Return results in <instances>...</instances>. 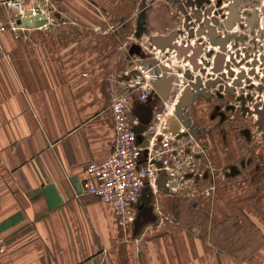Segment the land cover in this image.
Here are the masks:
<instances>
[{"label": "crops", "instance_id": "crops-1", "mask_svg": "<svg viewBox=\"0 0 264 264\" xmlns=\"http://www.w3.org/2000/svg\"><path fill=\"white\" fill-rule=\"evenodd\" d=\"M134 1L41 0L39 26L10 24L0 6L10 24L0 37V264H264V247L240 259L219 247L215 205L190 219L180 193L160 192L157 208L140 204L123 226L83 193L85 165L112 148L110 103L139 55L128 36ZM162 10L147 11L152 31L166 22ZM152 103L133 101L139 128Z\"/></svg>", "mask_w": 264, "mask_h": 264}, {"label": "rangeland", "instance_id": "rangeland-1", "mask_svg": "<svg viewBox=\"0 0 264 264\" xmlns=\"http://www.w3.org/2000/svg\"><path fill=\"white\" fill-rule=\"evenodd\" d=\"M134 3L128 36L138 46L134 51L152 60L157 110L193 119L187 106L198 99L202 132L195 140L184 138L185 182L175 192L185 198L179 212L204 220V210L215 205L212 232L219 247L239 259L250 255L264 247V0ZM152 7L167 15L159 31L145 21ZM213 105L221 109L217 116ZM153 115L152 109L148 122ZM218 119L231 122L232 136L213 127Z\"/></svg>", "mask_w": 264, "mask_h": 264}, {"label": "built area", "instance_id": "built-area-1", "mask_svg": "<svg viewBox=\"0 0 264 264\" xmlns=\"http://www.w3.org/2000/svg\"><path fill=\"white\" fill-rule=\"evenodd\" d=\"M40 1L0 0V6L11 13L10 24L16 22V18L29 17L37 22L44 20L45 16ZM10 24L0 19V37ZM5 55L0 39V58ZM150 62L149 55L135 58L134 68L126 81L128 90L114 96L110 103L114 129L112 148L105 158L85 165L87 178L82 184L83 193L111 205L114 216L123 226L134 222L140 204L157 208L154 194L161 192L156 184L159 177L165 178L161 188L167 187L168 193L182 187L186 172L182 167L184 140L187 137L196 139V133H191L195 127L187 114L184 119L183 112L179 116L161 113L157 110L159 103L152 100L154 120L151 119L140 133L144 141H138L135 131L138 121L131 116L132 103L134 100L146 102L151 99L155 80L150 72ZM179 108L182 109L181 105ZM146 187L150 189L149 197Z\"/></svg>", "mask_w": 264, "mask_h": 264}, {"label": "flooded vegetation", "instance_id": "flooded-vegetation-1", "mask_svg": "<svg viewBox=\"0 0 264 264\" xmlns=\"http://www.w3.org/2000/svg\"><path fill=\"white\" fill-rule=\"evenodd\" d=\"M197 102H198V99L195 101L194 106H192V107H191V105L187 106V110H188L189 114L193 115V119H192V117H189V115L187 114V116L189 117L190 123L196 129V138H198L200 136V133L202 132V131H200V127H199L200 125H199L198 120H197V118L195 116V114H196L195 113V108L197 106V104H196ZM190 107H191V111H190ZM220 113H221V109L219 107H216L215 105H213L212 114L217 116ZM194 121H195V123H194ZM214 126H215V129H217V131L219 132L220 135H224L225 134L224 131H225L226 134H227V132H229L231 134V136H232L231 132H232L233 128L231 127V122H228V120H226V119H222V120L218 119L215 122L213 121V127ZM207 131H209V130H207ZM192 132H194V130H192ZM143 207L146 208V209H150V207L145 206V205H143Z\"/></svg>", "mask_w": 264, "mask_h": 264}, {"label": "water", "instance_id": "water-1", "mask_svg": "<svg viewBox=\"0 0 264 264\" xmlns=\"http://www.w3.org/2000/svg\"><path fill=\"white\" fill-rule=\"evenodd\" d=\"M34 18H36V16H35ZM30 19H33V18H32V17H29V19H25V18H16V23H22V22H23V23H27L28 20H30ZM42 22H43V19H40L39 21H37V22L35 23V25H40ZM158 81H159V79H158ZM158 81H157V82H154V84H153V88H154V89H158V85H157ZM178 107H179V104H178ZM145 126H146V125H144V126H142L141 128H139V126L137 125V126L135 127V131H136V133H137V134L141 133V132L145 129ZM143 139H144V138H143ZM143 139H142V141H143ZM142 141H141V142H142ZM164 181H165V178H164V177H159V178L156 180V184L158 185V189L161 190V192L168 193V188H167V187H163V188H161V184H163ZM146 194H147V192H146ZM150 194H151V193H150V191H149L148 194H147V196L149 197Z\"/></svg>", "mask_w": 264, "mask_h": 264}]
</instances>
